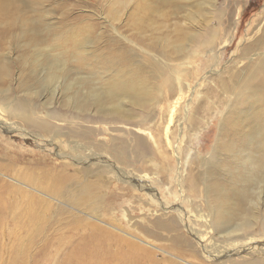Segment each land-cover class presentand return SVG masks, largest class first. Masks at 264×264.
Here are the masks:
<instances>
[{"label": "rangeland", "instance_id": "1", "mask_svg": "<svg viewBox=\"0 0 264 264\" xmlns=\"http://www.w3.org/2000/svg\"><path fill=\"white\" fill-rule=\"evenodd\" d=\"M263 37L264 0H0V102L31 119L0 110V182L18 188L12 203L26 205L32 194L38 205H49L37 212L45 223L41 237L13 246L16 228H1L0 264H73L68 257L79 244L101 251L91 258L82 254L79 264L105 262L109 252L117 255V264H202L198 258H186L190 263L176 258L188 247L177 239L186 229L176 210L183 198L175 175L181 167L191 203L184 209L205 233L203 184L214 178L227 190L242 175L234 163L215 156L214 144L248 143L236 106L230 113L226 107L223 88L236 83L233 76L244 75L252 61L243 49ZM187 62L196 63L186 71ZM254 66L261 84L264 69ZM51 68L59 70L54 79ZM136 68L154 88L148 106L120 100L122 117L107 112L110 103L102 107L88 100L96 85L106 91L118 72ZM177 73L184 75L182 91ZM162 80L173 87L170 94L157 92ZM245 102L243 95L239 104ZM182 115L185 126H178ZM25 173L55 198L18 183ZM254 216L257 226L231 237L235 240L212 229L208 239L243 250L249 238L240 237L263 236L264 199ZM91 224L101 230H91ZM104 239L113 247L98 245ZM263 259L258 254L235 262L264 264Z\"/></svg>", "mask_w": 264, "mask_h": 264}, {"label": "bare ground", "instance_id": "2", "mask_svg": "<svg viewBox=\"0 0 264 264\" xmlns=\"http://www.w3.org/2000/svg\"><path fill=\"white\" fill-rule=\"evenodd\" d=\"M259 40L257 43L255 42L256 44L254 43V47L248 49L244 48L245 50L243 49L242 53H244L245 57L249 56V61H252L248 64V69L246 70V72H244V75L241 74L238 78L233 76V80L237 79L236 83L231 88L225 86L223 88L224 94L226 95V98L228 100L226 102V107L229 108L230 113L231 108L236 106L234 114L238 115L237 120L241 123L240 131L245 137L248 138V143H243V147L239 148H236L231 142L224 143L220 140H217L216 144H214L215 156L222 157L224 160L226 159L229 165L231 163H234L236 165L235 168L237 167V171L241 170L242 175L238 183L230 182L232 184V187L227 190L225 188L219 187L218 180L214 178L207 180L206 183L203 184L205 185L204 198L205 202L207 203L205 207L208 212L207 218L209 219L206 220V224L208 226L205 225V227L207 228L205 230V233L196 228V224H193V221L191 220L189 214H187L184 209V207H190L191 203L187 201L184 195L185 190L180 173L181 167L177 168L175 176L180 181L178 182L183 199L179 206L180 208L178 207L176 210L180 215V222L182 223V227L186 229V235H184V233H180L177 236V239H184L183 242L187 245L188 248L185 250V253L183 252L184 255L183 253H177L176 258L187 263H190L189 261H187L188 258L194 260L198 258V260H200L202 264L208 262L209 264H236L235 259H238L240 257H249L250 255L253 256L258 254L264 255V221H261V223H259L261 227L259 233L263 236L249 237L250 234H246L244 237H240L249 238L248 242H242V245L244 247L243 250L238 249V246L232 244L228 245L223 243V245H221L217 243L216 240H213V238L212 240L208 239L209 235L211 238V233L210 231H208L210 229L215 230L218 234L223 232L225 238L228 237L229 240H235L231 237L235 235L237 236L242 232H247L253 229V227L257 226L258 224L259 218H256V216H254V211L259 207L260 199H264V82L261 81V84H259L255 81L259 68L257 69V67L254 66L256 64L260 67V69H264V37L262 38V40ZM193 63H184V65L186 66L185 70H190ZM215 64L218 65V61H216ZM51 70L52 73L50 77L51 79H54L57 71L59 70H55L53 68H51ZM138 70L139 68L118 72L119 75L116 74V77L111 78L107 81L106 85L109 89H106V91H103V88H96V85L95 88L91 90L89 94V97H91L88 98V100L92 101L95 104H99L102 107L103 105L110 103V106H112V108L108 109L107 112L122 117H126V111L123 109L124 101L120 100H132L133 104L143 108L145 106H148V104L152 103L155 100L154 88L149 86L147 82L145 83L144 79L140 78V73L138 72ZM181 73H177L179 74L180 78L177 79L176 85L177 83H181L182 85L180 86V90L182 91L186 83L182 81L184 75ZM216 73L217 72H215L214 75ZM172 74L174 75L176 73L173 72ZM70 87H72V85ZM91 87H93V85ZM172 90L173 87L169 86L168 81L162 80L161 87L157 90V92L163 93L164 91V93L166 92L170 94ZM2 94H4V92H2ZM243 95L246 96V102L243 104H239V101L241 100ZM86 103V100H80V104L86 106ZM240 105L241 108L239 109ZM190 107L191 104L190 101H188L187 108L183 111L184 116L189 115ZM13 108L15 110L17 109L16 113L14 112ZM0 110L10 117L16 116L19 117V119L26 120V122L28 123L31 122L30 117L27 116L25 112L19 111V109L16 108L13 104L0 102ZM31 112L34 113V111L32 110ZM183 115L179 119L180 122H178V126L184 124ZM228 119H230V117H228ZM183 126H185V124ZM182 129L183 127L179 129V134L181 135ZM179 149L180 147H177L176 157L180 166L181 155L179 153ZM217 166L218 162L216 161V167ZM219 172L223 173L225 172V170H223V168H220ZM31 175L33 174L25 173V176H23V178L21 179L22 181L18 180V183L30 187V189H35L37 190V192L40 191L49 198H55V196L52 195L53 192L52 194H50L51 192L48 193L44 190H41L40 187H36L38 185H32L30 182L37 183V181L35 180V177H31ZM45 176H48V174L45 173L44 177ZM233 177H235V175H233ZM40 184L42 186L44 183L42 184L40 182ZM10 186H8L4 181L0 182V233L3 230L1 228H5L6 226L14 227V229L16 228L15 231H17V233L15 234V239L12 245L17 246L18 243H21L24 239L30 240L35 238L36 236H43L40 234L44 230L45 223H42V219L39 218L41 212L38 214L37 212H39L38 210L43 211L49 209V205L48 203H41V201H39L40 199L38 200V202H40L41 204L38 205L36 202V197L32 194V198L28 199L29 201H27L28 204L26 205L22 206L19 203H12L11 199L15 197L13 195L18 188L15 186H12L10 188ZM85 190H89L88 186L85 187ZM19 191L20 190H18V192ZM192 191L195 192V187L192 188ZM89 209L90 212H93V210H91L92 208ZM89 226H91V230H101L100 227L95 224H91ZM175 230L179 231L177 228ZM22 232H26V234L21 235L20 233ZM67 237H63L60 239H66ZM96 239L98 240V238ZM107 239H104L101 244L98 245L113 247L111 243L112 241L110 242V240ZM114 239L117 244V237H115ZM181 241L182 240H180V242ZM47 242H50V240L47 239ZM47 242H44L43 244L49 246L50 244ZM89 243L90 242H88V244ZM76 247L79 249L77 251L71 252L68 257L70 260H73V264H79L80 262H82V260L80 259L82 254H87V258H91L93 257V255L96 256V254H98V251L99 253L101 252L99 249H96L97 251H95L94 253L88 252V249H83V247L80 249V244L78 246L76 245ZM56 252L58 251L56 250ZM106 254L111 255L108 259L105 260V262L96 261L92 262V264H117V255H113V253L111 252ZM98 258L100 259V257ZM132 264H134V261L132 262ZM173 264L178 263L173 262Z\"/></svg>", "mask_w": 264, "mask_h": 264}]
</instances>
